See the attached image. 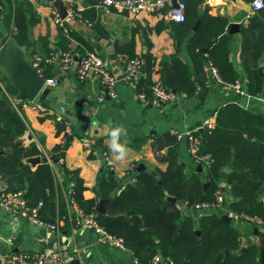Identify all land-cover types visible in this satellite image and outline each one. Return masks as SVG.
Segmentation results:
<instances>
[{"label":"crops","instance_id":"crops-1","mask_svg":"<svg viewBox=\"0 0 264 264\" xmlns=\"http://www.w3.org/2000/svg\"><path fill=\"white\" fill-rule=\"evenodd\" d=\"M27 1L31 9V13L26 12L28 40L19 45L31 61L35 56L41 58L44 62L41 66L42 76L56 78V83L43 86L47 88L44 99L21 102L14 98L15 92L8 90L9 82L6 75L7 83L3 78L0 100H4L6 107H11L17 112L26 124V130L14 138V141L18 139L25 148H35L36 154L24 155L17 165H14L13 172L6 175L5 179H11V183L2 176L3 182L0 186L4 185L5 191H12L11 187H20L17 190L24 195L29 187L25 170L33 171L42 163H48L51 167L50 182L44 189L48 200L40 206L39 216L47 222L50 220L56 222L57 219L60 222L58 231L51 232L3 209L0 205L2 264H5L6 258L14 253L55 247L68 250L77 248L78 254L74 258H77L80 264H130L132 259L135 261L134 264H141L131 250L130 256L127 253L129 249L120 250L106 246L96 239L92 230L76 225L75 216L80 208L71 200L73 183L67 170H75L82 179L84 199H95L96 204L99 197L109 198L105 203L107 210L109 209L106 205L112 195L129 183H135L139 172L148 171L156 174L165 170L168 163L162 160V157L168 149L177 152L179 160L185 164L187 173L198 171L197 167L200 164L202 170L199 172L204 178L207 160L197 162L190 149L188 137L177 138L175 133L191 129L198 131L202 140L205 139L206 123L214 126L220 106L230 102L241 105L243 97L247 98L245 108L264 115V48L261 58L255 63L249 55L248 48L254 44L262 30L260 26L264 25V7L253 10L252 0H202L197 7L200 15L225 17L228 32L230 23L238 24L233 32H229L232 35L229 57L238 74V82L235 84L243 92L240 95L233 88L221 85L212 77L210 69L196 70L187 50V39L198 28L199 19L187 30V35L178 37L179 22L166 17V7L158 12H141L133 15L115 9L104 11L96 5L95 0H60L67 12L62 28L55 21L54 16L59 15L54 6L55 0ZM2 6L3 9L8 6L6 0H2ZM5 10L0 14V32L12 36L14 28L7 19ZM70 10L76 15L69 14ZM244 28L247 29L246 36L249 40L244 36ZM71 32L74 36L70 35ZM62 36L68 37V40H62ZM118 47L124 50L120 51ZM203 48L200 51L205 53L207 47ZM64 51H70L76 58L89 52L106 58L109 70L117 79L115 86L117 96L107 95L93 73L79 78L76 63L71 69L61 71L60 56ZM132 56H138L142 60L141 73L135 85L124 75L125 61L127 57ZM174 56L188 67L195 86L191 94L171 89L164 84V67ZM203 62L204 67H213L205 57ZM254 65L257 66V72L263 75L262 90L257 94L249 93V76L254 75ZM155 80L162 81L166 88L176 92L175 98L160 100L154 97L150 93V85ZM37 104L42 108H37ZM3 108L1 107V111ZM92 121H95V126L91 128ZM57 123L63 125V128L58 129ZM109 126H122L127 130V137L121 138L122 142L126 139L130 149L126 165H120L113 160L107 144L106 133ZM165 133L176 139V143L171 147L163 144L167 138ZM67 140L63 160L54 158L52 155L54 147L64 144ZM84 140L89 142L88 146H85ZM13 150V145L7 146L0 136V155ZM222 171L227 172L228 176V168ZM19 175L23 178H17ZM110 175L115 181V186L111 190L106 189L108 193L104 194L101 192V181ZM226 177H222L220 185L229 192ZM41 186L42 184L38 182L34 189L41 193ZM259 197L264 201V194H260ZM225 209L227 208L198 210L185 207L182 209L181 218L192 216L198 229L201 215L211 214L216 210L221 217L226 214ZM229 223L238 230L243 248L251 243L257 245V236L253 232L255 223L244 218H230ZM256 226L260 227L259 224ZM200 232L196 233L199 235ZM161 261L166 264L165 260ZM142 264H152V260Z\"/></svg>","mask_w":264,"mask_h":264},{"label":"trees","instance_id":"trees-1","mask_svg":"<svg viewBox=\"0 0 264 264\" xmlns=\"http://www.w3.org/2000/svg\"><path fill=\"white\" fill-rule=\"evenodd\" d=\"M6 1L8 6L3 9L0 0V14L6 9V17L14 28L12 36L18 44L24 43L28 40L26 12L31 13L30 4L27 0ZM181 1L185 4V17L182 21H176L179 22L177 36L187 35V30L196 20H200L196 31L187 39V50L196 70L204 69L205 57L216 70L221 85L237 83L238 74L229 57L232 35L227 31V19L200 15L197 7L202 0ZM260 27L262 30L254 44L248 47L254 63L261 58L264 48V25ZM246 30L243 29L244 36L249 40ZM70 35L74 36L73 32ZM62 40H68V37L62 36ZM203 47H207L206 54L200 51ZM117 49L124 50L122 47ZM40 62L41 67L44 62ZM254 69V75L249 76V93L257 94L262 90L263 75L257 72L256 65ZM163 80L171 89L182 90L187 94L194 92V81L188 67L178 57L174 56L167 61ZM4 81L7 83L5 76ZM0 86H3L2 80ZM7 88L15 92L9 83ZM3 101L0 100V136L3 143L7 146L12 144L14 150L0 155V181L3 176L4 180L11 183V179H5L6 175L13 172L14 165L24 155L36 154V150L33 147L25 148L18 139L14 141V138L26 130V124ZM1 107H4L3 111ZM57 126L58 129L63 128L59 123ZM196 134L200 136L198 131ZM164 135L167 137L164 145L171 147L176 143L175 137L168 133ZM204 138L205 142H202L200 136L199 146L195 149L197 155H207L209 158L204 178L199 171L187 173L177 152L168 149L162 157L168 163L166 169L156 174L139 172L135 183H129L112 195L106 205L109 214L96 213V200L83 198L84 185L75 170H67L73 183L71 200L84 212H93L98 224L107 232L120 237L126 249L131 250L141 264L149 263L155 255L162 256L166 264H169V260L173 264H258V246L251 243L243 248L238 230L221 219L216 210L200 216L198 229L201 232L198 235L193 217L189 215L181 218L182 210L177 205L185 202L190 207L193 204L214 201L216 190H222L221 171L228 168L226 182L229 196H225L223 207L227 206L238 214L260 219L264 228V201L259 197L264 194V115L236 102L226 103L217 110L214 126L205 127ZM67 145L68 140L64 144L56 145L52 151L53 157L63 160ZM50 169L49 164L44 162L33 171L25 170L29 187L23 196L28 205L48 200L44 189L49 186ZM17 178L23 177L19 175ZM205 181L208 186L203 189L202 184ZM38 182L42 184V194L34 189ZM101 184V192L106 194V189L111 190L115 181L110 175ZM11 188L16 191L20 187ZM167 195L175 196L176 201L167 200ZM157 264H163V261L158 260Z\"/></svg>","mask_w":264,"mask_h":264},{"label":"built area","instance_id":"built-area-1","mask_svg":"<svg viewBox=\"0 0 264 264\" xmlns=\"http://www.w3.org/2000/svg\"><path fill=\"white\" fill-rule=\"evenodd\" d=\"M96 5L104 11L110 9H115L117 11H126L130 14L136 15L141 12H158L166 7L165 15L169 19L175 21H182L184 19V9L185 4L177 0L175 6L172 5L171 0H95ZM168 6V7H167ZM253 10H258L264 7V0H252ZM1 10V2H0ZM69 14L76 15L73 10L69 11ZM55 21L59 26L64 25L65 18L55 15ZM32 65L35 67L39 75H42V70L40 67L41 58L35 56L32 58ZM76 63V73L79 78H84L88 73H93L101 86L110 97H116L117 92L116 86V76L113 74L108 67V60L95 52H89L79 58L73 56L70 51H64L60 56L59 69L61 71L71 69ZM142 60L138 56L127 57L125 61L124 75L125 78L132 84H136L138 75L141 73ZM211 70L212 77L219 80L216 70L210 66L205 68V71ZM5 74L0 68V81L3 80ZM56 83V78H45V84L53 85ZM226 87L233 88L240 95L243 94L238 88L237 84H227ZM150 93L160 100H171L174 99L176 94L166 88L162 81L155 80L150 85ZM143 95V94H142ZM103 95L100 96L102 98ZM37 108L41 109L42 106L37 104ZM208 128H212V124L206 123ZM177 138L188 137L189 146L192 150L195 160L199 162L201 156L197 155L195 149L199 146L200 138L194 133V130L188 129L183 133H177ZM85 146L89 145L87 140L83 141ZM111 163L110 161H108ZM1 177V176H0ZM1 184V181H0ZM5 186H0V205L3 209L10 211L28 221L49 229L51 232H56L59 229L60 220L57 219L56 222H45L39 217V208L42 202H38L36 205H28L23 193L20 190L16 191H5ZM225 194L222 190L218 189L215 192V200L210 202L197 203L190 208L192 209H223ZM185 202L177 205L181 207ZM226 214L231 219L244 218L252 221L256 225L261 226V221L258 218L250 217L245 214H238L230 208L225 209ZM75 223L77 226L86 227L92 230L95 234L96 239L105 244L106 246H112L120 250H126L125 245L120 237H117L109 232H107L102 226H100L96 220L95 214L93 212H84L82 210L77 211V216H75ZM78 254V249L73 248L72 250L65 249L63 247L55 248H43L39 251H23L9 255L6 258L5 264H19V263H29V264H69V262ZM160 260V256L155 255L152 258V264H157ZM169 264H173L169 260Z\"/></svg>","mask_w":264,"mask_h":264},{"label":"water","instance_id":"water-1","mask_svg":"<svg viewBox=\"0 0 264 264\" xmlns=\"http://www.w3.org/2000/svg\"><path fill=\"white\" fill-rule=\"evenodd\" d=\"M173 6L177 4L175 0L172 1ZM54 6L56 7L58 14L61 18L67 15L66 8L60 0H55ZM237 23H230L229 32H233V29L237 28ZM205 48H203L204 51ZM0 68L7 77L9 84L14 89V98L18 101H34L35 99H44L47 92V88H43L45 78L39 75L35 67L32 65L31 60L25 55L24 49L17 43L13 36L10 34H2L0 32ZM261 71V69H260ZM246 97L242 98L241 105L245 106ZM205 142V139L202 140ZM37 160V158H36ZM198 171H201V165L198 164ZM227 172L222 171L221 177H226ZM208 182L202 184L203 189H206ZM225 191L226 197L229 196V192L225 187H222ZM171 202L176 201L175 196L167 197ZM109 198L99 197L95 204V210L102 213H109V210L105 208V203ZM226 208H228L226 206ZM221 219L230 221V217L227 214H223ZM200 232L199 229L196 231ZM253 232L257 236V245L259 249L258 264H264V228L262 226H254ZM127 253L131 256V251L127 250ZM160 260L163 257L160 256ZM132 259L130 264H134ZM0 264L2 260L0 259ZM69 264H80L77 258H73Z\"/></svg>","mask_w":264,"mask_h":264},{"label":"clouds","instance_id":"clouds-1","mask_svg":"<svg viewBox=\"0 0 264 264\" xmlns=\"http://www.w3.org/2000/svg\"><path fill=\"white\" fill-rule=\"evenodd\" d=\"M94 126L95 121H92L91 128ZM106 134L107 144L113 160L120 165H126L129 161L130 149L127 146L126 139L122 142L121 138L127 137V130L122 126H109Z\"/></svg>","mask_w":264,"mask_h":264},{"label":"bare ground","instance_id":"bare-ground-1","mask_svg":"<svg viewBox=\"0 0 264 264\" xmlns=\"http://www.w3.org/2000/svg\"><path fill=\"white\" fill-rule=\"evenodd\" d=\"M205 68L206 67H204V70H205ZM216 79V78H215ZM219 82H220V80H218ZM176 95H177V93L176 92H174ZM177 133H180V132H176L175 134H177ZM194 133L196 134V131L194 130ZM197 135V134H196ZM198 136V135H197ZM199 137V136H198ZM200 138V137H199ZM199 156H201V155H199ZM204 159H206L207 161H206V166L208 165V160H209V158H208V156L207 155H202L201 156V160H204ZM205 161V160H204ZM193 205H195V204H193ZM192 205V206H193ZM185 207H188L187 205H185V203H184V205L183 206H181V207H179V208H181V210L183 209V208H185ZM191 207V206H190ZM190 207H188V208H190ZM197 209V208H196ZM101 226V225H100Z\"/></svg>","mask_w":264,"mask_h":264}]
</instances>
